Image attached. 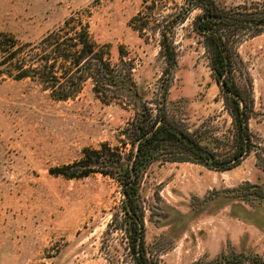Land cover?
<instances>
[{"label": "rangeland", "instance_id": "374dc122", "mask_svg": "<svg viewBox=\"0 0 264 264\" xmlns=\"http://www.w3.org/2000/svg\"><path fill=\"white\" fill-rule=\"evenodd\" d=\"M204 3L227 18L264 21V0H0V38L44 54L85 28L115 74L131 69L133 82L104 97L87 81L56 100L38 80L0 72V264H139L138 256L148 264H264V23L226 19L202 31ZM163 31L176 48L170 68ZM212 32L222 35L224 80L238 96L213 70ZM49 34L53 42H43ZM138 101L215 158L153 152L138 179L136 247L121 180L100 163L86 176L68 167L96 157L87 151L130 166Z\"/></svg>", "mask_w": 264, "mask_h": 264}, {"label": "trees", "instance_id": "16d2710c", "mask_svg": "<svg viewBox=\"0 0 264 264\" xmlns=\"http://www.w3.org/2000/svg\"><path fill=\"white\" fill-rule=\"evenodd\" d=\"M201 5H203L205 12L200 17L201 22L198 23L200 30H213L212 25L215 21L227 22L226 19L220 18L222 14H219L209 4L204 3ZM134 20L136 23V18ZM181 20L183 21L184 19L182 18ZM229 24L234 23L229 22ZM135 27L141 29L145 25L137 23ZM162 34L163 55L169 68L174 67L177 56L176 48L172 45V38L165 31ZM211 35L215 56L213 70L218 77L222 78V82L226 85L228 92L234 97L238 96V92L224 80L228 66L226 53L221 45L222 35H217L213 32ZM52 38V35L49 34L42 41L53 42ZM54 43L55 45H47L45 47L49 49L47 52L44 51L46 53L39 54L35 50V45L30 43L21 45L13 37L4 35L0 38V72L14 79L32 78L38 80L42 87L49 90L50 95L56 100H67L74 97L87 81L90 82L92 89L97 94H101L104 97L110 96V93L113 92L112 88L115 90L133 89V82L130 80L131 69H128L127 72L122 70L115 74L109 60L105 57L104 51L96 49V46L89 39L85 28L81 31H76L74 36H70L68 40L57 39L54 40ZM167 91L168 88H165L163 99H166ZM233 100L236 105L235 117H242L244 113L239 101L235 98ZM139 102L137 103L139 115L137 113L138 116L132 123V136H134L137 145L135 146L136 151L133 153L130 166L125 167L119 161L120 159L113 161L107 156L101 157L102 152L87 151V157H90V154H95L96 157L85 159L83 161L84 167L80 163L68 167L71 169L76 168L73 171V175L70 176H86L91 172L98 171L95 169V165L99 166L100 163L101 168L108 167L107 169H100L104 174L121 180L128 204L126 213L132 218L134 224L132 225L133 233L137 235V237H134L136 247L139 245L140 237L142 236V218L138 214L135 203L139 190L138 179L141 168L152 162L154 158L153 152L162 148V150L176 154L170 157V160L193 161V159H196L203 164H208L207 160H211V156L215 158L214 154L211 155L205 152L187 131L179 129L172 123L165 113L161 111L153 118L152 107L141 105ZM240 126L244 138V135H246V124L243 123ZM242 149L235 153L233 159H237L243 154ZM101 158L103 159L100 160ZM79 166L81 167L79 168ZM113 168H119L118 170L122 174L121 179L113 171ZM137 259L139 264H148L143 262L139 256ZM241 260L247 259L242 258Z\"/></svg>", "mask_w": 264, "mask_h": 264}, {"label": "water", "instance_id": "95a60500", "mask_svg": "<svg viewBox=\"0 0 264 264\" xmlns=\"http://www.w3.org/2000/svg\"><path fill=\"white\" fill-rule=\"evenodd\" d=\"M221 18L228 19L230 21L236 22V23H241V24H262L264 21H243V20H238V19H233V18H227L222 16Z\"/></svg>", "mask_w": 264, "mask_h": 264}, {"label": "flooded vegetation", "instance_id": "af4514ba", "mask_svg": "<svg viewBox=\"0 0 264 264\" xmlns=\"http://www.w3.org/2000/svg\"><path fill=\"white\" fill-rule=\"evenodd\" d=\"M221 18V17H220Z\"/></svg>", "mask_w": 264, "mask_h": 264}]
</instances>
